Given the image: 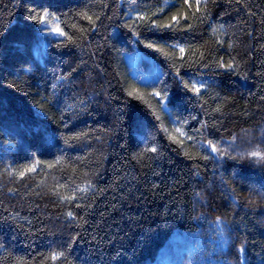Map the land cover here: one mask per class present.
Returning <instances> with one entry per match:
<instances>
[{
	"label": "trees",
	"instance_id": "trees-1",
	"mask_svg": "<svg viewBox=\"0 0 264 264\" xmlns=\"http://www.w3.org/2000/svg\"><path fill=\"white\" fill-rule=\"evenodd\" d=\"M256 132L264 0H0V264H147L219 219L230 260L264 264V138L215 150Z\"/></svg>",
	"mask_w": 264,
	"mask_h": 264
},
{
	"label": "rangeland",
	"instance_id": "rangeland-1",
	"mask_svg": "<svg viewBox=\"0 0 264 264\" xmlns=\"http://www.w3.org/2000/svg\"><path fill=\"white\" fill-rule=\"evenodd\" d=\"M41 35L44 40L62 37L63 31L58 20L47 14L41 25ZM123 60L127 78L141 88L146 86L154 73L159 70L150 63L149 70L144 69L140 64L143 57L137 52L124 54ZM151 97L160 105L161 111L168 115L166 101L155 94H151ZM167 120L172 135L185 142L187 139L184 130L171 121L169 116ZM263 138L262 132H256L242 138L241 145L215 144L218 159L220 161L248 159L252 162L259 160V155H252V153H261ZM201 232V234H176L158 259L147 264H235L228 257L230 223L227 220L219 219L204 227ZM241 256L242 264H247L243 251Z\"/></svg>",
	"mask_w": 264,
	"mask_h": 264
},
{
	"label": "snow or ice",
	"instance_id": "snow-or-ice-1",
	"mask_svg": "<svg viewBox=\"0 0 264 264\" xmlns=\"http://www.w3.org/2000/svg\"><path fill=\"white\" fill-rule=\"evenodd\" d=\"M90 19V18H89ZM198 91V90H197ZM152 151H155V149H152ZM252 155H259V153H252ZM68 215L69 216H71L72 215V213H68ZM58 255H63V253H60V254H58ZM55 258V257H54Z\"/></svg>",
	"mask_w": 264,
	"mask_h": 264
}]
</instances>
